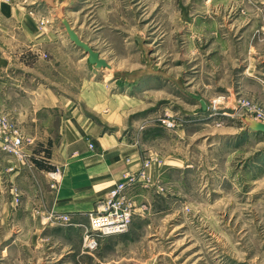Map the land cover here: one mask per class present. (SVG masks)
<instances>
[{"label":"rangeland","instance_id":"obj_1","mask_svg":"<svg viewBox=\"0 0 264 264\" xmlns=\"http://www.w3.org/2000/svg\"><path fill=\"white\" fill-rule=\"evenodd\" d=\"M51 2L0 0V17L32 15L51 41L68 39L88 59L69 29L105 61L90 64L102 72L95 80L112 75L113 95L128 101L104 133L138 148L139 170L119 182L132 176L125 190L145 193L133 201L124 190L130 227L85 249L83 226L118 182L79 226L43 215L25 203L14 172L28 181L44 173L56 192L62 171L0 110L25 139L22 158L0 143V264H264V133L250 129L264 124V0ZM166 166L168 177L152 176Z\"/></svg>","mask_w":264,"mask_h":264},{"label":"crops","instance_id":"obj_2","mask_svg":"<svg viewBox=\"0 0 264 264\" xmlns=\"http://www.w3.org/2000/svg\"><path fill=\"white\" fill-rule=\"evenodd\" d=\"M1 17L0 110L16 120L24 135L49 147L55 167L62 171L56 192L49 188L44 173L28 181L25 173L18 175L16 171L14 185L25 203L32 201L43 215L63 214L74 227L79 226L94 202L119 182L124 172L140 168L136 146L104 133L105 124L111 126L113 117L120 120L117 105L128 99L113 95L112 75L96 81L95 75L101 71L88 64L87 56L69 45L68 39L51 41L32 15ZM41 53L48 58L42 59ZM106 81L109 89L104 85ZM82 104L94 112H85ZM101 109H107V114ZM101 119L110 123L103 124ZM154 168L155 178L164 179L172 172L167 166ZM144 193L141 187L125 190L133 201L141 200Z\"/></svg>","mask_w":264,"mask_h":264},{"label":"built area","instance_id":"obj_3","mask_svg":"<svg viewBox=\"0 0 264 264\" xmlns=\"http://www.w3.org/2000/svg\"><path fill=\"white\" fill-rule=\"evenodd\" d=\"M163 124L169 128L172 127L169 122L163 121ZM0 143L2 151L19 158L24 156L25 139L3 114H0ZM133 183H135L134 177L125 176L123 181L118 182L103 199L102 207L98 208L97 213L89 215L87 226H83L85 249L95 250L101 238L121 235L128 230L135 211L122 193L128 185ZM61 220L69 221L67 216L62 217Z\"/></svg>","mask_w":264,"mask_h":264},{"label":"water","instance_id":"obj_4","mask_svg":"<svg viewBox=\"0 0 264 264\" xmlns=\"http://www.w3.org/2000/svg\"><path fill=\"white\" fill-rule=\"evenodd\" d=\"M45 1L48 5H52L51 0H43ZM68 35L70 37V40L76 45L77 48L82 49L85 54L88 55V63L91 65H95L97 68L100 67H107L106 63L104 60L99 59V56L97 53H95L90 47H88L86 44L83 42L79 41L77 36L70 31L69 29ZM250 129L254 132H260L264 133V124L256 121H252L250 123Z\"/></svg>","mask_w":264,"mask_h":264},{"label":"bare ground","instance_id":"obj_5","mask_svg":"<svg viewBox=\"0 0 264 264\" xmlns=\"http://www.w3.org/2000/svg\"><path fill=\"white\" fill-rule=\"evenodd\" d=\"M223 113H225V112H223ZM224 115H226V114H224ZM230 116V115H229Z\"/></svg>","mask_w":264,"mask_h":264}]
</instances>
